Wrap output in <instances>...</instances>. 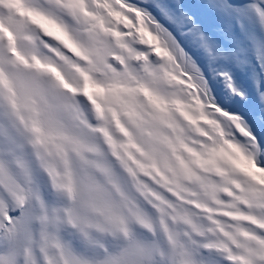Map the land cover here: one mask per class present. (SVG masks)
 I'll return each instance as SVG.
<instances>
[{
	"label": "snow or ice",
	"instance_id": "6c2138e0",
	"mask_svg": "<svg viewBox=\"0 0 264 264\" xmlns=\"http://www.w3.org/2000/svg\"><path fill=\"white\" fill-rule=\"evenodd\" d=\"M0 264H264V0H0Z\"/></svg>",
	"mask_w": 264,
	"mask_h": 264
},
{
	"label": "rangeland",
	"instance_id": "374dc122",
	"mask_svg": "<svg viewBox=\"0 0 264 264\" xmlns=\"http://www.w3.org/2000/svg\"><path fill=\"white\" fill-rule=\"evenodd\" d=\"M132 2H133V3H136V4H139V3L141 2V0H132ZM186 2L194 3L195 0H186ZM156 15H157V19H160L159 15H158V14H156ZM160 22H161V23H165L162 19L160 20ZM237 80H238V84H239V85H243V86H245V87L248 86V85L246 84V82L243 80L242 77H238ZM220 87H221L222 89H224L225 91H228V89H227V87H226V84L223 82V78H221V84H220Z\"/></svg>",
	"mask_w": 264,
	"mask_h": 264
}]
</instances>
